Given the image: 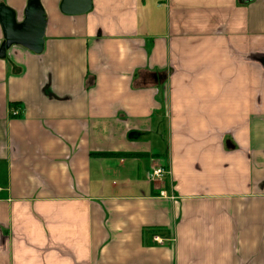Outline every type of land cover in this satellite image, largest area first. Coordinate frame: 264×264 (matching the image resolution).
Returning <instances> with one entry per match:
<instances>
[{"label":"crops","instance_id":"obj_1","mask_svg":"<svg viewBox=\"0 0 264 264\" xmlns=\"http://www.w3.org/2000/svg\"><path fill=\"white\" fill-rule=\"evenodd\" d=\"M61 1L0 0V264H264V0Z\"/></svg>","mask_w":264,"mask_h":264},{"label":"water","instance_id":"obj_2","mask_svg":"<svg viewBox=\"0 0 264 264\" xmlns=\"http://www.w3.org/2000/svg\"><path fill=\"white\" fill-rule=\"evenodd\" d=\"M90 9L91 0H62L60 4V10L66 15H80ZM1 22L6 38L2 50L11 43L19 44L36 53L42 50L45 21L40 8L29 6L25 20L19 28L13 26L12 16L7 13Z\"/></svg>","mask_w":264,"mask_h":264},{"label":"built area","instance_id":"obj_3","mask_svg":"<svg viewBox=\"0 0 264 264\" xmlns=\"http://www.w3.org/2000/svg\"><path fill=\"white\" fill-rule=\"evenodd\" d=\"M21 114V111L16 108V107H10L9 108V115L12 117V118H16L18 116H20ZM167 176V171L163 168V167H158V168H155L154 170H152L150 176H149V180L151 182H154V181H160V182H163L165 180ZM167 194L166 192H160L159 193V196L160 197H165ZM154 242L158 243V244H162L164 241L163 239L159 238V237H154L153 238Z\"/></svg>","mask_w":264,"mask_h":264}]
</instances>
